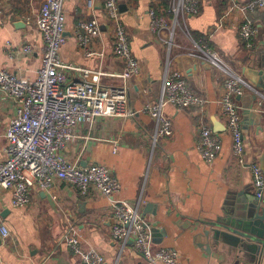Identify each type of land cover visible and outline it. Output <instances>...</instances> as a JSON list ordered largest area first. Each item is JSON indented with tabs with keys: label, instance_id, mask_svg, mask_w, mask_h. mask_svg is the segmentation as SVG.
<instances>
[{
	"label": "crops",
	"instance_id": "obj_1",
	"mask_svg": "<svg viewBox=\"0 0 264 264\" xmlns=\"http://www.w3.org/2000/svg\"><path fill=\"white\" fill-rule=\"evenodd\" d=\"M173 1L120 0V5L126 6L121 16L131 49L141 65V74L127 82L135 115L99 119L81 127L80 137L65 151L66 158L80 167L106 166L121 184L115 201H125L141 214L150 226L154 250H175L177 264H264V247L256 252L252 245L236 243L223 223L233 218L240 206L254 211L256 190L250 168L241 166L234 155L222 114L226 75L200 58L201 48L207 44L249 84L246 93L236 98L242 118L244 161L262 168L264 86L252 87L255 80L258 85L262 82L248 79L243 69H256L254 63L264 57V8L258 7V0H198L200 15L181 13L172 38L169 32L151 30L149 11L154 6L158 13L168 11ZM43 3L0 0V68L29 80L36 78L42 65L43 40L34 19ZM63 9L67 35L61 47L62 60L103 73L91 80H99L104 86L124 85L123 80L114 77L123 71L124 64L114 52L104 0H65ZM246 17L259 29L251 49L239 37V27ZM28 18L33 21L27 23ZM93 18L101 22L102 34L92 40L94 55L89 57L77 40V26ZM27 45L32 52L22 55L19 50ZM167 70L179 73L207 104L184 110L168 106L165 113L173 122V135L155 144L157 124L142 110L144 105L159 100ZM13 114L12 102L0 91V161L5 159V132ZM203 124L212 128L222 142L211 164L197 150ZM111 205V199L94 190L81 196L71 186L57 183L53 192L36 187L30 205L19 209L12 205L11 192L0 189V227L6 226L11 233L7 240L0 233V264H82L66 246L70 230L80 236L84 248L102 253L106 264H150L136 252L132 242L122 244L112 238ZM261 206L264 208V197Z\"/></svg>",
	"mask_w": 264,
	"mask_h": 264
},
{
	"label": "built area",
	"instance_id": "obj_2",
	"mask_svg": "<svg viewBox=\"0 0 264 264\" xmlns=\"http://www.w3.org/2000/svg\"><path fill=\"white\" fill-rule=\"evenodd\" d=\"M64 3L65 0H44L34 19L43 40L42 65L36 78L29 80L0 68V91L10 99L14 109L5 132V159L0 161V189L11 192L12 205L19 209L30 205L36 187L43 192H53L57 183H64L81 196H87L94 190L112 200L111 236L115 241L122 244L132 242L136 252L150 264H177L178 253L175 250H154L150 226L141 214L129 203L115 201L114 196L120 192L121 184L106 166L91 164L80 167L66 158L65 151L80 137L78 131L81 127L93 125L99 119H127L135 115L130 108L127 82L141 74V65L131 49L129 34L122 21L120 0H104V12L115 55L124 64L123 71L114 77L123 80L124 85L104 86L99 80H91L92 76L103 73L64 62L61 57L66 28ZM257 5L264 8V0H258ZM200 12L198 0H174L168 11L163 13H158L154 6L149 11L151 30L155 33L169 32L173 38L181 13L198 16ZM168 14L175 18L169 19ZM31 21L28 18L27 23ZM77 27V40L85 54L92 57L94 54L90 44L102 34L101 22L93 18L81 21ZM258 34L257 26L246 17L239 27L240 40L251 49ZM19 52L29 55L32 48L23 46ZM201 52L200 58L223 70L226 75L221 109L233 141L234 155L241 166L250 168L256 197L263 199L264 172L259 165H247L244 161L242 118L236 102V98L242 97L250 88L249 84L234 74L207 44L202 46ZM78 75L81 78H77ZM206 104V100L196 94L179 73L167 70L159 100L144 105L142 110L157 124L154 143L173 135V122L165 113L168 106L184 110L204 108ZM221 148L219 136L203 124L197 145L203 160L213 163ZM0 233L6 240L11 238L6 226L0 227ZM65 243L82 264H106L102 253L95 248H84L80 236L71 230L65 237Z\"/></svg>",
	"mask_w": 264,
	"mask_h": 264
},
{
	"label": "water",
	"instance_id": "obj_3",
	"mask_svg": "<svg viewBox=\"0 0 264 264\" xmlns=\"http://www.w3.org/2000/svg\"><path fill=\"white\" fill-rule=\"evenodd\" d=\"M120 11H126V6L120 5ZM66 35L67 34L64 33V37H66ZM253 58H250L252 62L253 60H255ZM254 64L256 69L250 66L246 67L243 69V75H245L248 79H259L262 83L258 85L255 80L253 83L254 86L252 87H255L256 89H261L262 86H264V57H261L258 62ZM253 99L256 100L257 97L255 96L253 97ZM245 109L247 110L246 112L249 114L250 107L247 106L245 107ZM213 122L215 126L219 125L216 121ZM217 130L220 131V128H217ZM262 169L264 172V166L262 167ZM255 199L256 200L253 202L254 211L249 210V208L246 206H240L239 208H237V211L235 210L233 218L231 216L223 223L227 227L228 231L232 235H234L235 239H237L235 241L236 243H240L242 244V246L252 245V248L256 250V252H258L262 247H264V208L261 206L263 199H258L257 197Z\"/></svg>",
	"mask_w": 264,
	"mask_h": 264
}]
</instances>
